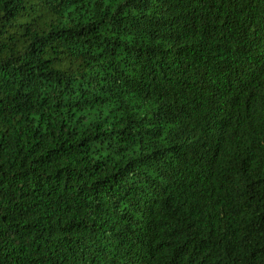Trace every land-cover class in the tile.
<instances>
[{
	"label": "trees",
	"instance_id": "obj_1",
	"mask_svg": "<svg viewBox=\"0 0 264 264\" xmlns=\"http://www.w3.org/2000/svg\"><path fill=\"white\" fill-rule=\"evenodd\" d=\"M0 264H264V0H0Z\"/></svg>",
	"mask_w": 264,
	"mask_h": 264
}]
</instances>
